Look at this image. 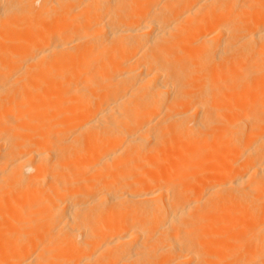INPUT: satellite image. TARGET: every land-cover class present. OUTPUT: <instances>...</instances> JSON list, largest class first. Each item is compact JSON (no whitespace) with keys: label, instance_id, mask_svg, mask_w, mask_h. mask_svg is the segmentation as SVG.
<instances>
[{"label":"bare ground","instance_id":"1","mask_svg":"<svg viewBox=\"0 0 264 264\" xmlns=\"http://www.w3.org/2000/svg\"><path fill=\"white\" fill-rule=\"evenodd\" d=\"M0 264H264V0H0Z\"/></svg>","mask_w":264,"mask_h":264}]
</instances>
